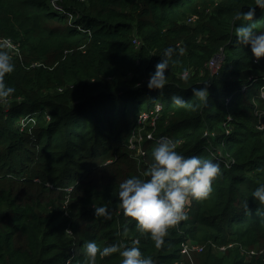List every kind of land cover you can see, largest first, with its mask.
Here are the masks:
<instances>
[{"label":"trees","instance_id":"1","mask_svg":"<svg viewBox=\"0 0 264 264\" xmlns=\"http://www.w3.org/2000/svg\"><path fill=\"white\" fill-rule=\"evenodd\" d=\"M249 7L255 0H0V36L18 44L25 61L46 66L27 70L14 60L5 77L16 91L7 112L0 106V264H85L88 241L101 249L138 241L156 264H264V220L257 215L264 205L252 197L264 184V129L251 115L262 84L250 80L263 74L264 58L236 42L241 22L234 21ZM76 21L82 31L74 30ZM253 22L264 32L259 8ZM169 46L185 52L170 62L163 91L150 90V74ZM222 51L225 64L213 78L208 63ZM195 87L207 88V104L193 97ZM174 94L191 106L174 105ZM158 104L156 131L144 123V137L155 132L156 139L179 141L182 155L221 165L209 198L191 201L188 219L169 230L161 248L117 210L119 184L147 179L158 141L137 139L132 150L130 140L139 116ZM33 114L42 128L28 135L19 124ZM94 204L108 205L112 220L97 218ZM211 242L233 247L221 253ZM198 243L206 246L202 253L182 252ZM121 259L98 256L97 264Z\"/></svg>","mask_w":264,"mask_h":264},{"label":"clouds","instance_id":"2","mask_svg":"<svg viewBox=\"0 0 264 264\" xmlns=\"http://www.w3.org/2000/svg\"><path fill=\"white\" fill-rule=\"evenodd\" d=\"M257 8L264 12V0H255V7H249L246 12L242 10L237 12L234 21L241 22L235 27L236 42L243 46L250 45L252 53L259 60L264 58V32L255 30L257 23L253 22V20ZM61 15L64 16L63 14ZM64 17L66 18V16ZM76 26L81 25L76 21L74 30L77 29ZM77 30L80 31L79 29ZM0 38L11 40L20 51V57L15 56L12 51L8 50L12 46L10 43L0 44V104H4L16 91L15 87L6 83L5 77L14 72L16 66L13 61H24V55L20 46L11 38L1 36ZM184 52L185 49L183 47L174 46L166 47L163 50V55L160 56L161 60L156 65V70L149 77L148 88L150 90L163 91L168 82L166 71L170 68V62L174 63V57L178 54L182 55ZM221 72L218 76H214L210 71V75L213 78H219ZM262 75L258 79L250 77L253 82H261L262 84L257 92L258 96L251 101L254 109L257 110H260V104L264 103L262 91L264 81ZM183 78H188L187 69L183 73ZM192 93L193 97L198 101H203L205 104L208 103L210 94L207 88L195 87L192 89ZM171 101L178 107L191 106L189 101H186L183 96L178 94L172 95ZM5 110L7 112L9 106L3 107L4 112ZM21 124L25 126L24 122ZM260 126L264 127V122H260ZM227 130H229V133L232 132L230 128H227L224 132L225 135H229ZM178 144L179 141L161 137L157 142V146L153 149L152 163L144 173L147 179L132 176L119 184L117 210L122 211L124 216L130 217L132 221H135L136 227L142 234L150 237L156 248H161L165 244V238L169 235L170 229L178 226L181 221L188 219L187 206L192 200L204 201L209 198L213 191V181L221 174L219 162L195 155L184 156L177 151ZM231 162L230 160V164ZM69 190L67 189L66 191L70 192ZM252 197L260 205H264V184H260L255 188ZM67 204L64 203L61 206V211L66 209ZM93 207L97 218L112 220L113 210L108 205L98 206L94 204ZM245 207L247 208V205ZM257 215L264 220V212H261L260 208L257 210ZM137 244L138 241H133L132 246L122 248L119 243H114L101 249L95 241H88L84 245L85 264H97L98 256L103 258L114 253H119L122 257L121 264H156L151 256H146L142 253ZM209 244H211L214 251L217 250V247H221H216L212 242ZM200 246H204V249H206L205 245Z\"/></svg>","mask_w":264,"mask_h":264},{"label":"built area","instance_id":"3","mask_svg":"<svg viewBox=\"0 0 264 264\" xmlns=\"http://www.w3.org/2000/svg\"><path fill=\"white\" fill-rule=\"evenodd\" d=\"M52 6L53 8L55 9V11H57L58 13L60 14H63L64 16H66V18L69 19V23L72 24L73 23V15L71 13H67L63 8L59 7L57 4L55 3H52ZM196 18L195 16L191 17L188 21V23H193L196 21ZM77 29H79L80 31H82V27L81 26H76ZM11 44L12 46L8 49L9 51H12L13 54L15 56H19L20 57V51L19 49L16 47V45L9 39H3V38H0V44ZM225 53L224 51H222L220 54L216 55L208 64V67L210 69V71L212 72V74L214 76H218L222 70V67H223V64H224V61H225ZM262 79L264 81V74L262 75ZM246 88H244L245 90ZM263 91V97H264V87L262 89ZM156 109L151 111V112H143L140 116H139V119H138V123L141 122L142 120V123H139L140 125H144V123H150L153 127H155V131H156V125H157V120L159 119L158 117V113H161V111L163 110L162 106L161 105H157L155 107ZM151 120V121H150ZM152 121H154L152 123ZM155 132H148L146 133V140H157L159 141L160 139H156L155 138V135H154ZM227 134H229V130H227ZM207 137L210 136L209 133L206 134ZM137 134L134 133L133 136L131 137V140H130V149H134L135 150V141L137 140ZM142 139V138H141ZM145 151V150H144ZM142 152V151H141ZM146 156V153H137L136 155V158H140V157H145ZM231 247H233V245H230V246H221V247H217L216 249L218 251H220L221 253H226ZM195 251L197 253H202L204 251V246H200V245H196V246H193V247H189V244H186L183 248V253H187L189 251ZM227 250V251H226ZM258 251H251L249 253V255H255L257 254ZM260 254H263L262 251H259V255Z\"/></svg>","mask_w":264,"mask_h":264},{"label":"rangeland","instance_id":"4","mask_svg":"<svg viewBox=\"0 0 264 264\" xmlns=\"http://www.w3.org/2000/svg\"><path fill=\"white\" fill-rule=\"evenodd\" d=\"M24 62H26L27 63V65H26V63H25V65H26V68L25 69H27V70H34V69H36V68H38V67H41V66H43L44 65V63L42 62V61H25V58H24ZM45 69H46V66H43ZM257 68H262V66L261 65H258L257 66ZM208 69V68H207ZM197 72V70H191L190 71V74H189V76H191L192 75V73H196ZM210 75V74H209ZM199 76L200 77H205L206 75L205 74H203L202 72H200L199 71ZM211 76V75H210ZM211 78V77H210ZM236 87L237 86H235L234 88L236 89ZM12 99H14V98H12ZM12 99H10L9 101H11V102H13V100ZM16 99V101H20L21 99L20 98H15ZM150 100V99H149ZM11 102H8L7 101V103H4V104H0V106H3L4 108H6V107H8L10 104H11ZM260 107H261V109L260 110H257V109H253L252 111H251V115H253V119L255 120V121H259V122H262V121H264L263 119H264V103H261L260 104ZM38 111H40L41 110V108H38L37 109ZM5 112H6V110H5ZM36 117L37 116H35L34 114L33 115H30V116H27L22 122H24L25 123V126H24V124H19V127L21 128L20 130H23L24 128H25V130H24V133H28V135H31L32 134V130L33 129H39V128H42V126L40 125V123L41 122H39L37 119H36ZM232 116H229L228 117V122H230V123H232ZM143 121V120H142ZM142 121L141 122H139V123H142ZM151 121V120H150ZM154 121H152V123H153ZM137 123H138V121H137ZM136 124V126H137V128H136V126L134 127V129H133V134L134 133H136L137 134V138L139 139V141H144L145 139H146V137H144V133H145V131L141 128L140 129V127H143L144 128V126L143 125H140V124ZM145 126H147V125H145ZM259 127H261L262 129H264V127L263 126H259ZM231 129H233V127H231ZM220 136V135H219ZM34 137H36V136H34ZM215 138H216V135L214 136ZM142 138V139H141ZM133 154V153H132ZM50 186V185H49ZM64 203H68V199L67 200H65V201H62L61 203H59V205L60 206H63L64 205ZM199 244V243H198ZM227 251V250H226ZM255 251H258L257 249H255Z\"/></svg>","mask_w":264,"mask_h":264}]
</instances>
